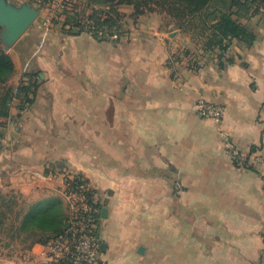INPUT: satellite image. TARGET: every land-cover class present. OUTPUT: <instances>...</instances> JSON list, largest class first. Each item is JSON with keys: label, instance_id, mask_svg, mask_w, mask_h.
Returning <instances> with one entry per match:
<instances>
[{"label": "crops", "instance_id": "obj_1", "mask_svg": "<svg viewBox=\"0 0 264 264\" xmlns=\"http://www.w3.org/2000/svg\"><path fill=\"white\" fill-rule=\"evenodd\" d=\"M243 22L256 40L225 51L155 22L106 41L37 22L8 51L42 79L0 127V189L64 198L69 176L87 180L109 264H195L231 240L264 239V5ZM201 101L222 119L203 118ZM231 148L262 162L239 167ZM44 249L7 264H41Z\"/></svg>", "mask_w": 264, "mask_h": 264}, {"label": "trees", "instance_id": "obj_2", "mask_svg": "<svg viewBox=\"0 0 264 264\" xmlns=\"http://www.w3.org/2000/svg\"><path fill=\"white\" fill-rule=\"evenodd\" d=\"M137 1L139 0L125 2L133 4ZM156 2L177 9L180 30L189 36L194 43H202L204 50L219 49L220 51L227 50L234 40L243 41L248 45L254 43L256 35L243 21L255 14L264 5V0H156ZM135 7L139 6L135 5ZM96 15L97 13L94 11L86 20L82 17L72 18V22L75 23L66 24L65 28L67 25L70 27L64 33L76 35L87 32L88 28L89 32L87 33L95 38L101 41L110 40L105 34V30L110 31L111 26H113L111 23L114 21L113 18L103 20L97 18ZM91 27L93 28L92 31H90ZM120 29L122 28L118 25L116 31L119 38L123 34V32H119ZM113 33L115 32L113 31L110 35H115ZM15 71L16 67L11 55L0 47V89L5 88ZM28 74L29 79L22 88L15 93L7 90L3 97H0V127L4 124L3 120L10 117V104L14 99H18L20 102V111L34 103L42 76L40 72L35 71ZM80 180L89 183L81 176H77L73 180H67V189H74ZM89 198L91 199V195ZM11 199L6 201V197L0 194V242L3 239L4 231H7L6 222L9 220V214L15 215V220L10 228L11 232H15L12 238L19 237L22 233L28 234L26 241L34 237L29 248L36 244L45 245L67 231L69 211L61 198L46 197L28 204L27 207L22 206L15 213L14 207L17 203ZM101 206L99 204L97 207L102 210ZM100 213L97 214V218H100Z\"/></svg>", "mask_w": 264, "mask_h": 264}, {"label": "rangeland", "instance_id": "obj_3", "mask_svg": "<svg viewBox=\"0 0 264 264\" xmlns=\"http://www.w3.org/2000/svg\"><path fill=\"white\" fill-rule=\"evenodd\" d=\"M8 1L20 9L30 8L38 11V17L32 26H34L37 22H42L47 25L46 28L50 27L52 31L55 30V32L58 31L60 33H64L65 30L69 29V25L65 28L66 24L75 23L72 22V18L78 19L82 17L86 20L87 17L93 14L94 11L97 13V18H101L103 20L113 18L114 21L111 22L113 24V26H111L112 29L110 28V31L105 30V34L110 39L112 36L110 34L113 31L115 32L113 34L117 33L116 29L118 30V25L122 28V31H127L128 27L139 22H155L162 25H171L172 28L180 30V19L178 18L179 13L177 9L169 5H160L156 2V0H139L133 4L125 2L128 0ZM135 5H138L139 7L136 8ZM115 23H117V26L114 25ZM32 26L30 28H32ZM87 30V32H89L88 28ZM1 31L2 27L0 26V47L5 51L4 44L1 41ZM90 31H92L91 28ZM197 45L200 48L203 46L202 43H198ZM13 47L15 48V45ZM21 73V71L19 73V70L15 71L14 75L7 82L5 88L0 89V97H3L7 90H11L15 93L18 89L22 88L23 84L28 81L29 74L22 75L24 72L22 74ZM10 105L11 114L16 109L19 111L20 102L18 99H14ZM30 106L31 105L25 107L22 111L27 110ZM75 177L77 176H69L66 180H73ZM66 185L68 186V183ZM0 194H3L4 197H6V201L10 200L12 197L11 200L17 203L14 207V213L19 211L22 206L27 207L28 204L41 200V197L29 199L28 197L13 192H4L1 189ZM61 199L64 201L65 207L68 208L69 211V202L65 197L63 198V196ZM14 216V214H9V220L6 222L7 231H4L3 239L0 242V264H7L8 262L17 263L18 259L22 258V256L25 255V257H27L30 254V250L33 248L29 247L31 246V242L34 237L30 238L29 241H26L28 234L22 233L19 237L15 236V238H12V235L15 234V232H11L10 228L15 220ZM231 245L234 246L231 249L230 247L232 246L227 245L225 249L217 248L214 250V248H212L210 250H205L207 253L193 256L195 264H264L263 238L258 241H253L252 244L251 240H247V243L244 240H231ZM243 246H247V248L244 249ZM44 253L45 250H43V255ZM28 258L30 257L28 256Z\"/></svg>", "mask_w": 264, "mask_h": 264}, {"label": "built area", "instance_id": "obj_4", "mask_svg": "<svg viewBox=\"0 0 264 264\" xmlns=\"http://www.w3.org/2000/svg\"><path fill=\"white\" fill-rule=\"evenodd\" d=\"M111 39L116 40L117 36L113 35ZM198 111L203 118L216 121L224 115L222 106L206 101L198 104ZM230 154L239 167H251L262 162L256 153L248 155L237 148H231ZM176 187L180 191L179 183ZM67 188L65 198L70 204L69 227L63 235L45 244L43 264H109L101 256L97 218L101 212L97 207L100 204L99 194L84 180H80L74 189Z\"/></svg>", "mask_w": 264, "mask_h": 264}, {"label": "water", "instance_id": "obj_5", "mask_svg": "<svg viewBox=\"0 0 264 264\" xmlns=\"http://www.w3.org/2000/svg\"><path fill=\"white\" fill-rule=\"evenodd\" d=\"M38 11L30 8L20 9L8 0H0V26L1 41L4 44L5 52H8L16 41L32 26L35 22ZM103 209V215L106 214ZM144 247H140L139 253L143 254Z\"/></svg>", "mask_w": 264, "mask_h": 264}]
</instances>
